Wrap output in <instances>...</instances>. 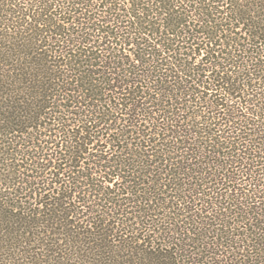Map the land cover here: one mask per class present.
Segmentation results:
<instances>
[{
    "label": "trees",
    "instance_id": "1",
    "mask_svg": "<svg viewBox=\"0 0 264 264\" xmlns=\"http://www.w3.org/2000/svg\"><path fill=\"white\" fill-rule=\"evenodd\" d=\"M0 264H264V0H0Z\"/></svg>",
    "mask_w": 264,
    "mask_h": 264
},
{
    "label": "snow or ice",
    "instance_id": "2",
    "mask_svg": "<svg viewBox=\"0 0 264 264\" xmlns=\"http://www.w3.org/2000/svg\"><path fill=\"white\" fill-rule=\"evenodd\" d=\"M241 2H243V0H241Z\"/></svg>",
    "mask_w": 264,
    "mask_h": 264
}]
</instances>
